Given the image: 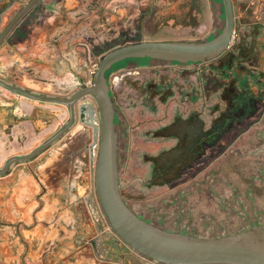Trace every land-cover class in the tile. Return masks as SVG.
<instances>
[{
    "label": "rangeland",
    "instance_id": "rangeland-1",
    "mask_svg": "<svg viewBox=\"0 0 264 264\" xmlns=\"http://www.w3.org/2000/svg\"><path fill=\"white\" fill-rule=\"evenodd\" d=\"M29 1L2 0L0 2V34ZM102 1L106 3L110 0ZM233 2L237 21L236 35L244 36L242 41L239 40L242 42V49L251 47L255 49L260 63L261 61L263 63L259 70L264 72V0H233ZM246 2L250 4L249 8L242 7ZM74 5H78V2ZM119 5V9H130L126 3ZM221 6L222 0H151L149 6L136 9L139 14L131 18L134 22H128L129 16L125 14L121 17L119 13L117 16L119 20L118 18L109 20V15L117 13V6L110 7L104 4L100 8V13H97L100 14L103 25L97 28L98 30L92 26L86 27L84 32H80L78 28L72 29L74 25L78 26L85 16L78 6L76 9H67L64 5L58 7L56 12L60 15L55 20H48L50 12L36 8L33 13L26 14L17 25L18 27L16 26L17 28L13 29L0 43V78L5 81L10 80L5 71L16 66L21 75L39 78L43 82H52L47 77H37L34 74L33 66L41 62L30 50V34L34 30L39 29L41 37L48 35L47 43L52 44L56 43L53 41V36L58 38L66 34L62 45H67L72 36L79 34V38L77 36L71 41L74 47H77L79 42L85 41L92 44L90 46L94 48L92 47L90 54H85L82 49L78 50L80 55L75 58H78L77 62L79 61L81 65L89 67L92 63L98 62L108 50L128 43L172 42L180 39L202 41L212 37L223 26L225 14ZM93 11L94 8L87 9L89 15H93ZM133 11L134 9H130L129 14ZM41 27L43 29L40 30ZM91 37L98 39L97 42L92 43L94 38ZM22 42L26 44L22 45ZM35 51L33 52L36 53ZM7 54L14 56L7 59L5 57ZM59 60L57 55L50 56L47 64L64 77L69 70L60 71L61 68L58 70L56 63H59ZM126 62L127 60L120 61L115 64V67L125 66ZM87 74V79L81 78V84L90 81V75ZM79 83L77 82L75 87H66L62 84L65 87L57 88L54 91L55 94L51 96L70 97L79 90L81 85ZM24 88L31 90L29 87ZM6 91L9 90L0 86V92ZM174 99V97L170 98L168 104L172 105ZM38 103L47 102L38 101ZM83 103H93L95 113L92 115L88 109L83 118L78 114L76 124L69 132L31 160L32 170L43 184L50 185L55 177L65 176L69 172V168L65 169V166L72 163L76 157L84 158L83 167H86L89 160L91 162L94 148L98 153L99 141L97 144L96 135L100 124L97 106L89 96L82 98L78 106ZM49 105L54 107L49 129L45 131L39 126L31 139L32 149L28 152H19L12 157L31 153L67 124L68 108L53 103ZM28 139L29 137L19 138V143L23 144ZM129 140V147L128 145L119 147L120 188L127 204L148 222L169 231L205 238L234 234L246 230L250 225L264 223V147H261L262 152L260 149L247 147L246 156H231L229 160L220 159L209 166L208 163L212 158L222 151L219 147H214L208 149L197 164L184 172L180 179L176 178L178 173L176 168H173L170 178L160 180L157 163L165 160L166 157L169 158L166 156L167 153L174 154V148L130 147L133 146V142L131 138ZM22 144H17V147H22ZM143 144L145 145L146 142ZM60 181L63 180H56L57 183ZM64 184L65 182L63 186ZM91 189L94 205H88L84 199L87 211L80 216L82 229L86 238L99 235L104 241L102 246L108 247L109 257L100 258L102 264H116L112 257H117V252L121 250L120 243L125 245L114 234L101 213L95 190V179ZM94 206L98 210L97 215L94 214ZM98 222L102 224L101 228ZM126 249L134 257V261L157 264L131 249ZM128 259L130 264H135L130 257Z\"/></svg>",
    "mask_w": 264,
    "mask_h": 264
},
{
    "label": "flooded vegetation",
    "instance_id": "flooded-vegetation-1",
    "mask_svg": "<svg viewBox=\"0 0 264 264\" xmlns=\"http://www.w3.org/2000/svg\"><path fill=\"white\" fill-rule=\"evenodd\" d=\"M42 2L43 0H40L26 14L33 13ZM221 7L224 9L223 4ZM242 7L249 8L250 4L246 2ZM233 10L234 31L232 37L225 50L215 58L207 61H169L151 57L129 58L126 59L125 66L116 68L114 64L106 72L109 95L114 106V123L118 134V157L119 147H127V145L129 147V138L133 142V146L130 147L174 148V154L167 153L166 156L169 158L166 157L165 160H160L157 163L160 168L157 169L158 177L160 180H167L170 178L171 169L176 168L178 173L176 178L180 179L184 172L197 164L208 149L214 147H219L222 151L212 158L208 163L209 166L220 159L229 160L231 156H246L247 147H254L262 152L261 147H264V72L259 70V67L263 63L262 61L260 63L254 48L242 49L241 41L244 36L236 35L237 21L234 2ZM131 18L128 17L130 20L128 22H134ZM16 26L14 29L18 27ZM224 26L225 19L223 26L212 37L202 41L180 39L172 42L210 41L222 32ZM97 28L94 29L98 30ZM97 40L94 38L92 43ZM90 45L92 44L83 41L79 42L78 47L85 54H90L93 47ZM111 50H108L104 55ZM101 59L89 67L85 65V70L86 67L88 68L87 73L90 75V81L82 84L78 82L81 84L79 90L92 84L93 76ZM94 65L96 68L94 74H91ZM87 77L88 74L83 79H87ZM89 97L94 100L92 96ZM172 97L175 99L171 105L168 104V101ZM76 121L77 117L72 127ZM72 127L64 134L69 132ZM143 142L146 144L144 145ZM92 154L95 159L94 164L89 160L87 166L83 167L85 159L76 157L70 163L71 171L65 175L67 182L65 189L70 198L76 197L75 201L79 202L82 210L79 219L73 218L75 220L72 222V226L78 223L81 228L83 224L80 216L87 211L84 199L88 205H94L91 184L95 179V162L98 155L95 148ZM170 156L172 157L170 158ZM72 199L74 201V198ZM97 212L98 210L95 208L94 214L97 215ZM99 226L101 228L102 224L99 223ZM83 233L85 245L88 249H92L96 259L102 264L100 258L109 257L107 255L108 247L102 246L104 242L102 237L96 235L86 238L84 231ZM92 241L97 245L96 251L93 249ZM123 244L126 247L119 244L121 250L117 252V257H112L113 261L116 264H130L128 259L130 257L135 264H143L134 261V257L126 248L135 250L126 243L123 242Z\"/></svg>",
    "mask_w": 264,
    "mask_h": 264
},
{
    "label": "crops",
    "instance_id": "crops-1",
    "mask_svg": "<svg viewBox=\"0 0 264 264\" xmlns=\"http://www.w3.org/2000/svg\"><path fill=\"white\" fill-rule=\"evenodd\" d=\"M76 2L85 16L72 29L78 28L84 32L86 27L97 28L103 25L97 13H100L104 4L117 6V13L108 16L113 21L115 18L119 20L118 13L121 17L126 14L135 18L139 14L136 9L149 6L151 0H110L106 3L102 0H43L36 8L50 12L48 20H55L60 15L56 12L58 7L64 5L67 9H76ZM120 3H126L135 12L129 14L130 9H119ZM88 8H94L93 15L87 13ZM38 31L34 30L30 34V50L41 61L33 66L34 74L47 77L52 82L21 75L16 66L6 69L5 73L10 77L6 81L49 96L54 95L57 88L75 87L87 75L85 65H81L77 62L78 58H75L80 55V48L71 43L79 34L72 36L67 45H62L66 34L58 38L53 36L56 43L52 44L47 43L48 35L41 37ZM8 54L5 56L7 59L14 56ZM55 55L60 58L59 63H56L58 70H69L64 77L47 64L50 56ZM53 110L54 107L49 103H38L11 91L0 92V167H4L13 155L32 149V136L39 126L45 131L49 129ZM25 137L29 139L23 144L19 143V138ZM17 144H22V147H17ZM31 162L15 164L6 175L0 176V264H101L92 249L85 245L80 225L76 223L72 226L73 218L79 219L82 210L79 202L75 201L76 197L70 198L68 195L65 176L55 177L50 185L43 184L33 172ZM69 166L67 164L65 169ZM56 180L63 181L57 183Z\"/></svg>",
    "mask_w": 264,
    "mask_h": 264
},
{
    "label": "water",
    "instance_id": "water-1",
    "mask_svg": "<svg viewBox=\"0 0 264 264\" xmlns=\"http://www.w3.org/2000/svg\"><path fill=\"white\" fill-rule=\"evenodd\" d=\"M40 0H32L11 21L0 35V43L6 39L22 17ZM225 11V26L214 39L205 42H137L121 45L100 61L90 86L84 87L67 98L34 93L8 83L0 78V86L20 96L62 105L69 110V121L29 154L8 159L0 176L19 163H29L36 156L59 140L88 109L95 113L93 103L78 102L92 96L99 114L98 155L95 162V190L97 201L106 222L114 234L139 254L160 264H264V223L250 225L246 230L214 238L198 237L187 233L169 231L140 217L125 201L119 181L118 134L114 123V106L109 95L106 72L116 63L140 57L169 61H207L218 56L228 46L234 31L233 0H222ZM88 105V106H87ZM92 154L91 163L94 164ZM96 251L97 245L93 243Z\"/></svg>",
    "mask_w": 264,
    "mask_h": 264
},
{
    "label": "built area",
    "instance_id": "built-area-1",
    "mask_svg": "<svg viewBox=\"0 0 264 264\" xmlns=\"http://www.w3.org/2000/svg\"><path fill=\"white\" fill-rule=\"evenodd\" d=\"M95 68H96V65H94V66L92 67L91 74H94V70H95Z\"/></svg>",
    "mask_w": 264,
    "mask_h": 264
}]
</instances>
